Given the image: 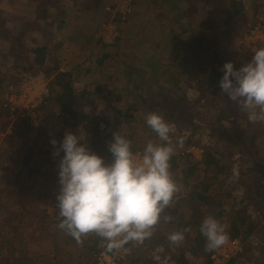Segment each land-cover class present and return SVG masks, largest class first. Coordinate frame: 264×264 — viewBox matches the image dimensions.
<instances>
[{
	"label": "rangeland",
	"instance_id": "obj_1",
	"mask_svg": "<svg viewBox=\"0 0 264 264\" xmlns=\"http://www.w3.org/2000/svg\"><path fill=\"white\" fill-rule=\"evenodd\" d=\"M230 1L133 0L132 7L128 8L124 0H0V21L3 22V26L0 25V79L3 82L0 91V169L8 170H0V201L6 209L0 210V217L31 207L34 211L44 209L50 217V222L38 225L34 230L23 222L17 226L16 219L12 221L14 224L6 221L5 224L12 226L11 232L14 231L13 240L19 237L22 227L25 228L21 235L25 245L9 246L11 249L2 250L0 257L9 250L15 251L17 257H21L22 251L37 256L34 243L42 239L49 241L47 246L40 247L45 248L42 253L50 249L48 253L52 255L48 258L52 260L35 259L37 263L24 260L26 264H96L97 255L89 252V248L85 249L82 243L91 247L98 239V247L106 248L107 242L95 234L82 237L83 241L75 245L60 237L63 235L56 227V200L42 197L57 195L59 191L60 157L48 160V154H53L52 145L45 137L34 136L36 126L32 124L31 113L28 114L30 110H24V107L32 103L34 97H38L34 103L39 98L43 100L45 94L42 93L43 90L47 92L48 82L66 73L64 81L76 94L79 112L89 115L92 124L86 126L89 124L86 120L75 126L69 123L62 137L66 132L79 134L80 131L87 136V146L106 163L111 162L108 144L114 133L128 140L131 137L132 144L142 150L149 141L159 143L155 133L145 124L149 113L163 116L172 125L174 143L178 138L184 140L183 147L175 149L173 157L177 167L171 172L176 182L182 181L180 192L162 214L150 237L142 243L129 242L113 250L112 254L107 250L104 252L114 261L112 263L176 264L180 259L185 264H219L218 260L212 259L216 250H206V240L199 231L202 220L209 214L204 204L194 211L190 195L195 191L222 205L224 210L218 221L225 226L228 236L235 213L245 212L250 220L247 218L244 224L237 222L238 227L244 225L241 230L248 233L245 250L249 247L258 249L249 263L246 257L237 260L236 264H264V166L255 169L256 163L262 161L261 158L264 160V114L255 122H249L245 112L238 110L235 113L230 105L231 123L226 119L228 113L224 120L217 121L219 102L214 103L215 106L196 104L204 94V80L203 76L194 79L191 76L197 66L215 60L217 49L216 57L223 64L231 61L239 69L250 62L251 57L241 55V38L247 28L264 24V0H234L240 4L235 15L225 10L234 8L229 5ZM43 9H50L48 13L57 20L35 16ZM195 33L206 37L203 49L195 52L181 47L180 41ZM19 36L21 39L15 41L14 38ZM38 47L46 48L42 65L33 61L34 55L30 52ZM22 82L36 85L29 91V97L17 101L15 107L23 110L21 115L28 116L31 122H23V118H16L17 115L11 119L3 98L6 89ZM222 107L228 108V105ZM40 109L35 112L38 118L44 113ZM120 110L122 115H131L132 119L114 116V112ZM183 113L188 117L183 119ZM102 116L109 119L107 127ZM232 124L236 129L232 130L234 136L230 141L226 135L212 132L213 125L219 131H228ZM18 125L17 132H26L22 137L14 131ZM26 125H29L28 129ZM92 127L103 137L105 149L102 153L97 151L90 136ZM250 135L256 138L252 146L248 142ZM245 140L246 146L240 144L239 141ZM31 149L33 157L28 168H24L23 159ZM191 149H194L193 153L188 152ZM210 151L222 166L221 173L215 166L204 164V155ZM234 167L239 171L238 180L231 179ZM187 168L195 171L183 181V172ZM30 170H38L39 175L34 173L29 178ZM195 185H198L196 189ZM18 192L26 193L22 204H17L21 199ZM257 194L262 195V199L255 202L253 198ZM164 216L172 217L171 221L165 222ZM175 232H182L185 239L172 244L168 237Z\"/></svg>",
	"mask_w": 264,
	"mask_h": 264
},
{
	"label": "clouds",
	"instance_id": "obj_2",
	"mask_svg": "<svg viewBox=\"0 0 264 264\" xmlns=\"http://www.w3.org/2000/svg\"><path fill=\"white\" fill-rule=\"evenodd\" d=\"M251 52L250 62L239 69L231 62L223 64L219 88L246 113L249 122H255L264 114V46L254 47ZM145 124L159 143L149 141L142 152L134 153L132 142L114 133L108 144L110 163L87 146V136L80 131L66 132L59 144L50 140L53 157H60L57 226L78 243L88 234L106 241L108 252L129 242L142 243L152 235L180 192L181 185L173 179L170 161L175 149L183 147V138L174 143L172 125L157 113H149ZM231 179H239L235 167ZM163 219L170 222L172 217ZM199 231L208 251L218 250L229 241L225 226L213 215L202 220ZM168 239L177 244L185 237L182 232H175Z\"/></svg>",
	"mask_w": 264,
	"mask_h": 264
},
{
	"label": "trees",
	"instance_id": "obj_3",
	"mask_svg": "<svg viewBox=\"0 0 264 264\" xmlns=\"http://www.w3.org/2000/svg\"><path fill=\"white\" fill-rule=\"evenodd\" d=\"M47 2V1H46ZM48 4V3H47ZM229 5L231 7H234L232 10H228L225 9L226 12L230 13V15H235L238 12V9L240 8V4L234 0H231L229 2ZM132 7V4H131ZM59 9V8H58ZM48 10L50 9H43L37 13H35V16L38 17H43V18H52L54 21L57 20V17L49 14ZM3 22L0 21V25H2ZM21 39V36L14 38L15 41H18ZM206 41V37L204 36V34H197L195 33L194 36L188 37L185 41H180L181 47L185 48V49H189V50H195L196 51H201L203 49V45ZM221 44V43H220ZM260 47V46H259ZM45 47H38V48H34L32 49L30 52L34 55V60L38 65H42L44 57H45ZM218 52V49L215 51L214 53V57L215 60L213 62H206L201 66H197L195 69V72L192 73V78L193 77H197V76H203V80H204V94L201 96V99L198 98V100L196 101V104H202V106H206V105H211V106H215L214 103L216 104L217 102H219L220 106L217 111V115L215 116L216 120H224L225 119V113L231 112V106H233L234 108V112L237 113L239 109V107L232 102L231 100L228 99V97L226 95H223L221 93V90L219 88V81L223 76V72H222V67H223V63L220 62V59L218 57H216V53ZM241 55L245 58H252V53L249 51H240ZM231 62V61H230ZM233 63V62H231ZM185 74H186V69H185ZM187 76H188V71H187ZM66 76V73H63L62 75L57 77V80H51L50 82H48V87H47V92L45 94V98L42 100L41 104H40V111L42 113V111L44 112L43 115L38 118V122L36 123V128L34 130V133L36 137H45L46 141L50 142V140L55 139L58 144L60 141H62L63 137V132L66 128V126L69 125V123H71V126H75V125H79L82 123V121L86 120L89 121L86 126L91 125L92 123H90L91 118L89 117V115H86L84 113H80L78 110V100L76 97V94L74 93L72 87L70 86V84L66 81H64ZM194 79V78H193ZM2 79H0V91L2 89ZM7 85V84H6ZM143 100H145V97H142ZM174 102H171L170 104H173ZM223 105H228V108H223ZM163 110L169 111L170 109H165L163 108ZM241 111V110H240ZM105 112V110H103V113ZM216 112V111H215ZM105 114V113H104ZM226 115V119L227 121H229L231 123V119H230V114ZM114 116H118V117H122L123 119H127V120H131L132 116L131 115H122L121 114V110L114 112ZM103 117V123L104 125L107 127L110 122L108 117ZM188 116L186 115V113L182 114V118L185 119ZM23 122H27L26 118L22 119ZM22 125V124H21ZM19 126L14 130L15 132L18 131ZM85 126V125H83ZM216 125L212 126V132L214 133H221L222 135H226L229 139V141L233 138L234 136V132H232V130L236 129V125L232 124V128L231 130H224V131H219V128L215 127ZM27 129L29 128V125H26ZM30 130V129H29ZM90 136L91 138L95 141L96 145H97V151H99L100 153H102V151H104V147L102 144V140L103 137L101 136L100 132L98 131V129L96 128L95 130H93V127L90 129ZM19 133V132H17ZM26 133V132H24ZM24 133H19L20 137H22L23 135H25ZM15 134V133H14ZM233 135V136H232ZM255 137L254 135H250L248 138V142L251 143L250 146L253 145V142L255 141ZM129 140L132 142L131 137L129 138ZM239 140H241V138H239ZM240 144H242L243 146H246V140L244 142L239 141ZM53 149V147H52ZM28 150V148H27ZM132 150L133 152H142L143 150L141 149V147H138L136 145L132 144ZM54 151V149H53ZM52 152V150L50 151ZM49 153V152H48ZM26 157H24L23 161L24 164L22 165L24 168H28L29 166V161L30 159L33 157V149L27 151L26 153ZM47 154V153H44ZM49 161L54 160L55 158L53 157L52 153H49ZM111 158V155H110ZM18 159V158H17ZM112 159V158H111ZM259 163H256V167L255 169H262L264 166V160L261 158ZM177 160L176 158L172 157L170 164H171V168L170 171H174L175 168L177 167L176 165ZM219 161L215 160L210 152H206L204 155V164L208 167V166H215V168L218 170V172H222V166H220ZM259 166V167H258ZM3 172H7L8 170L6 168L0 169ZM194 168H187L184 172H183V181L189 179L193 173H194ZM37 174V176L39 175V171L38 170H30L29 171V178H31L33 176V174ZM182 183V181H178L177 182ZM252 185V184H251ZM250 185V186H251ZM195 185V189L197 188ZM207 190V188L205 189V191ZM28 190H26L27 192ZM30 192V191H29ZM26 194V193H25ZM20 192L17 193L18 196H21L20 200L17 201V204H22L23 202V196L25 195ZM194 195H190V201L193 202L192 205L194 204V211H196L198 209V207L202 204L205 205V207H207L208 209V214L209 215H213L217 220L218 218L221 216L222 212H223V207L220 203L214 202L213 200H211L208 197H205L203 195H201L199 192H193ZM43 198H49L51 201H55L56 200V195H44L42 196ZM262 195H258L257 197H254V201L257 200H261ZM256 202V201H255ZM5 209V206L2 204V202L0 201V210ZM38 208L35 209L31 207L28 209H22L20 211H12L9 214H4L2 215V217H0V252L2 250L6 251V248H8L9 246L14 247V244H17L18 246H24L25 243L24 240L22 241L21 239V235L23 234V230L25 229L24 227H22V232L18 234L19 237H17V239H12V233L11 232L12 229L10 227L9 224H5L6 221H8L10 224H14L12 221H15L14 219H16L15 224L17 226L22 225L23 223L28 226V228L30 230H34L35 228H38V225L43 226L44 223L47 224L48 221L50 222V217L49 214L47 215V212L43 209V210H38ZM6 210V209H5ZM238 212L240 214H238ZM235 213V221H233L230 225V229H231V234L229 236L230 239H241V241L244 243L243 245V250L241 253H239L236 256L231 257L230 259H228L224 264H236L237 260L241 259V258H246L247 257V262L249 263L250 260L253 257V253L258 249V248H253V247H249L247 250H245L246 248V243L245 240L248 238V233L245 231H242L241 229L243 227H245L244 225H242V227H238V223L240 222L241 224H244L245 220L248 218V216L245 214V212L242 210L241 212L238 211ZM46 214V215H45ZM27 218V220H26ZM20 219V220H19ZM22 219L24 221H22ZM248 220H250L248 218ZM23 222V223H22ZM58 219L56 222V227L58 228ZM196 223V221H194V224ZM13 225V226H16ZM171 225V224H170ZM32 226H36V227H32ZM249 226V225H248ZM27 228V229H28ZM59 229V228H58ZM17 230V229H16ZM19 230V229H18ZM60 230V229H59ZM62 235H60V237H62L63 239H66L68 241L69 244L71 245H75L76 243L79 244L81 243L83 240L81 239V241L78 243L76 240H74L73 238H71L70 236H68L64 231L60 230ZM42 235V234H40ZM11 240H13L14 242H11ZM22 241V242H21ZM38 242L43 241L42 239L36 240ZM100 240L95 239L94 240V245L93 246H89L86 245L85 243H82L83 247L85 249H88V251H92V254H96L98 255L101 252H105L106 248L105 247H98ZM10 248V247H9ZM11 249V248H10ZM15 250V249H14ZM263 249H260V251ZM5 254V256H1L0 257V262L2 264H26L25 261L30 262V263H34L36 262L35 259H37L39 261L38 258H35L31 252H26V254H24V251H22V255L21 257H17L15 255V251L13 250H9L7 251ZM113 253V251L111 252V254ZM193 253V251H192ZM249 253L251 254L249 256ZM52 255V254H50ZM44 256V255H43ZM28 257V258H27ZM4 258V259H3ZM53 258V257H52ZM22 260L21 262H18L19 260ZM55 259V258H53ZM25 260V261H24ZM44 260L45 262H49V258L44 256ZM52 260V259H51ZM50 260V261H51ZM18 262V263H17ZM0 263V264H1ZM37 263V262H36ZM122 264V263H121ZM176 264H185V262L177 260Z\"/></svg>",
	"mask_w": 264,
	"mask_h": 264
},
{
	"label": "built area",
	"instance_id": "obj_4",
	"mask_svg": "<svg viewBox=\"0 0 264 264\" xmlns=\"http://www.w3.org/2000/svg\"><path fill=\"white\" fill-rule=\"evenodd\" d=\"M124 1L126 2L128 8H130L133 0H124ZM115 36H116V32H115L114 37ZM241 40L243 41V43H240L241 44L240 48H242L243 51L251 52V49L254 47L264 46V24L259 23L252 27L247 28L242 34ZM35 87L36 85H34V82H32V84L28 82L27 83L22 82L18 84L17 87H9L8 89L5 90L3 98L6 103L7 109L9 110V115L11 119L14 118V115H17L16 116L17 119L25 117L24 114L23 116L21 115L24 112L23 110L21 112V110L15 109L16 102L22 99L26 100V98L29 97L28 96L29 91L33 90ZM42 94H46L44 90ZM34 99H38V97L36 98L34 97L33 99H31L32 103H27V105L24 107V110H27V109L30 110L28 114L31 113L30 116H31V119H33L32 124L36 126V123L38 122V116L36 115L35 112H38L42 99L39 98V100L36 101L35 103H34ZM26 120L31 122L28 116H26ZM193 151L194 149L188 150V152L190 153H193ZM134 153H140V152H134ZM199 153H200V156L203 154L201 149L199 150ZM243 245L244 243L241 240L229 238V241L225 246L216 250V256L215 258L212 257V259L218 260L219 264H224L231 257L236 256L239 253H241L243 250ZM95 262L96 264H115V263H112L114 261L110 260L109 256L105 254L104 252L99 253L97 255Z\"/></svg>",
	"mask_w": 264,
	"mask_h": 264
},
{
	"label": "crops",
	"instance_id": "obj_5",
	"mask_svg": "<svg viewBox=\"0 0 264 264\" xmlns=\"http://www.w3.org/2000/svg\"><path fill=\"white\" fill-rule=\"evenodd\" d=\"M36 245V247H34L33 250H36L37 249V252H38V257L37 256H34L35 258H38V259H41V258H44L47 257L50 255V253H48L50 251V249H48V251L46 253H42L43 252V249L45 248H40L41 246H47L49 244V241L45 242V241H42V242H37V243H34ZM33 255V254H32ZM44 255V256H43ZM1 263V262H0Z\"/></svg>",
	"mask_w": 264,
	"mask_h": 264
}]
</instances>
